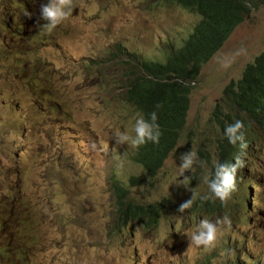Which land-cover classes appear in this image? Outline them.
<instances>
[{
	"label": "clouds",
	"instance_id": "9594fccd",
	"mask_svg": "<svg viewBox=\"0 0 264 264\" xmlns=\"http://www.w3.org/2000/svg\"><path fill=\"white\" fill-rule=\"evenodd\" d=\"M161 1L178 5L173 0ZM76 7L72 0H0V49L10 48L21 54L14 60L15 66L28 63L30 60L25 56H32L34 74L43 79L44 72L54 66L63 26L70 21ZM246 13L244 8L238 13L239 18L243 20ZM196 14L199 21L200 14L197 11ZM186 37L177 46L169 45L167 54L180 48ZM120 49L121 53L125 50ZM111 53L110 49L103 57L89 55L88 60L100 67H94L93 72L87 71V74L102 75V66L109 63L105 61H111ZM127 56L130 65L143 61L163 63L166 58L165 55L164 61H160L133 51ZM208 61L201 65V69ZM122 70L128 71L123 67ZM134 76L127 73L113 91L106 92L107 97H103L101 104L107 106L118 100L135 112L130 127L125 125L123 130L114 128L111 132L117 145L133 147L130 159L142 169V175L133 176L131 182L124 181L117 171L107 168L102 159L76 139V133L63 139L64 136L53 135L36 126L38 114L44 110L57 112L64 118L69 116L63 106L56 104L45 108L43 99L47 97L37 93L38 83L24 78L13 84L9 94L3 93V86L0 87V99L4 101L6 96L15 99L14 105L6 107L13 116L17 114L13 120L14 135L8 140L14 143L13 150L4 165L12 184L11 190L4 192L0 183V264H46L55 250L49 247L54 245L44 244L41 227L51 222L66 225V216L71 217V225L62 234L64 237L73 236L76 250L83 244L81 229L90 232L92 218L99 216L108 220V226L96 240V246L116 247L118 253L129 261L139 262L152 255L151 250L165 246L164 264H209L227 249L228 243L218 238L220 231L226 228L231 231L228 235L238 228L236 235L233 234L236 250L253 261L251 253L246 250L250 235L244 229L252 226L249 221L254 217L260 227L264 220V128L254 121L255 112L246 111L224 95L228 108L216 110L214 114L217 129L214 142L200 150L198 158L192 148L181 153L177 166L180 175L177 179H170L162 173L181 146L191 104L170 152L163 157L147 154L141 146L148 142L158 143L161 133L155 111L146 117L126 99L130 84H125ZM20 77L22 74L18 75ZM197 81L192 82L191 94ZM113 95L121 96L111 98ZM90 111L94 113V109ZM27 112H31L33 118H27ZM92 123V118L85 121L81 128L84 135H93ZM60 128L66 127L60 125ZM35 130L45 134L44 147L42 141L34 142ZM25 149L29 153L24 152ZM39 155L42 157L41 174L36 172L39 177L28 180L24 171L38 160ZM70 167L79 170L84 177L91 174V186L102 190L96 201L90 198L80 201L87 207L84 219L75 212V206L79 207L83 179L70 178L67 175ZM143 182V193L136 199L132 189ZM80 221L81 226L75 224ZM80 254L81 250L75 256L79 258ZM252 263L260 264L257 259ZM224 264L238 263L227 259Z\"/></svg>",
	"mask_w": 264,
	"mask_h": 264
},
{
	"label": "rangeland",
	"instance_id": "374dc122",
	"mask_svg": "<svg viewBox=\"0 0 264 264\" xmlns=\"http://www.w3.org/2000/svg\"><path fill=\"white\" fill-rule=\"evenodd\" d=\"M242 1L249 4L248 13L200 70L199 79L193 86L188 124L181 146L169 159L162 173L170 179H177L180 175L177 166L181 153L192 148L198 158L199 151L214 142L217 132L214 114L216 110L225 111L228 108L224 101L227 85L239 81L244 70L264 53V3L254 7L253 5L258 4L255 2L259 0ZM72 2L77 6L76 11L63 26L54 66L44 72V78L35 76L32 56H25L30 60L28 63L15 66L14 60L21 54L10 48L0 49V87L3 86V93L9 94L13 90V84L22 82L24 78L38 83L37 93L47 97L43 99L45 108L57 104L63 106L69 116L64 118L57 112L48 113L44 110L38 114L36 126L53 135L64 136L63 139L76 133V139L102 159L107 168L117 171L124 181L131 182L133 176L142 175V169L130 159L133 147L127 144L117 145L111 138V132L114 128L123 130L125 125L130 127L135 112L118 100L111 105H101L102 99L107 97L106 92L114 90L119 80L126 78L127 73L122 67L135 73L142 71L140 67L129 64L128 52L133 51L143 57L164 61V56L169 52V45H179L181 39L198 21V16L180 5L161 0ZM114 46L125 50L121 53ZM110 49L115 56L111 61H105L109 63L102 66V75H88L87 71L93 72L91 69L100 67L99 64L88 60L89 55L103 57ZM17 73L22 74V77L18 78ZM42 83L46 86L42 87ZM15 103V99L8 96L4 101L0 99V183L4 192L10 191L12 185L6 176L4 165L9 161L13 150L14 143L8 140L14 135L13 120L17 115L10 114L6 106ZM90 109H94V113ZM25 116L33 118L31 112H27ZM89 118L93 121L92 136L84 135L81 129ZM60 125L66 128L61 129ZM40 130L33 132V140L35 143L42 141L44 147L45 134ZM24 152L29 153L27 149ZM44 156L47 154L44 153ZM41 168L42 157L39 155L38 160L33 161L30 168L24 171L28 174L27 179L35 180L39 177L36 172L41 174ZM67 175L70 178L83 179V187L79 191V207L75 206V212L80 219H84L87 207L80 204V201L85 198L96 201L102 190L91 186V174L84 177L79 170L70 167ZM144 188L145 182L133 188V197L139 199ZM65 220L66 225L51 222L41 227L44 244L54 245L49 247L55 250L46 264H110L111 261H114V264H164L165 246L151 250L152 255L139 262L126 260L118 253L116 247H97L96 240L108 226V220L99 216L92 218L90 232L81 229L83 244L76 250L77 245L72 243L73 236L64 237L62 234V231L71 225L70 216H66ZM75 224L81 226L83 223L80 221ZM249 224H252V228L244 229L250 235L246 250L251 253L253 261L257 259L260 264H264V220L262 227L258 225V219L255 217L250 219ZM237 229L230 235L229 228L220 231L218 238L228 243L227 249L209 264H224L227 259L235 260L238 264H253L244 253L236 250L234 235ZM71 231L74 230L71 228ZM80 250V257L77 258L75 255Z\"/></svg>",
	"mask_w": 264,
	"mask_h": 264
},
{
	"label": "trees",
	"instance_id": "16d2710c",
	"mask_svg": "<svg viewBox=\"0 0 264 264\" xmlns=\"http://www.w3.org/2000/svg\"><path fill=\"white\" fill-rule=\"evenodd\" d=\"M178 5L200 14L192 32L183 39L178 49L166 54L165 62L143 61L141 74L127 84L126 99L134 103L147 117L156 112L159 125V142L142 145L147 154L163 157L174 147L179 129L190 107L192 82L199 78L201 65L215 54L241 20L238 16L248 4L242 0H173ZM250 3V2H249ZM254 7H258L259 0ZM121 52L120 48H117ZM115 54L111 53L110 57ZM123 94V93H122ZM121 94V95H122ZM111 96L119 99L121 96ZM230 102H236L248 112H255L254 121L264 128V54L259 56L237 83L232 82L224 94ZM158 105V107H157Z\"/></svg>",
	"mask_w": 264,
	"mask_h": 264
}]
</instances>
